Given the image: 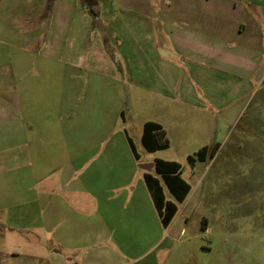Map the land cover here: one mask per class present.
Returning a JSON list of instances; mask_svg holds the SVG:
<instances>
[{"label":"crops","instance_id":"1","mask_svg":"<svg viewBox=\"0 0 264 264\" xmlns=\"http://www.w3.org/2000/svg\"><path fill=\"white\" fill-rule=\"evenodd\" d=\"M47 1L0 0V64L8 65L1 80L10 87L2 93L8 105L0 102V114H4L0 128L20 129L26 135L19 156L11 152L17 146L0 149V179L6 182L7 170H13L9 161L20 157V171L31 169L38 185L47 179L53 182L51 187L38 186L35 217L28 209H12L0 202V264H13L16 259L22 260L20 264H157L153 250L171 240L173 231L166 230L182 227L183 233L189 222L179 215L189 195L178 202L156 167L155 174L139 171L128 133L122 136L131 150L127 152L132 153L124 154L119 140L108 149V134L84 135L85 140L78 136V127L84 123L77 107L74 117L61 126L56 115L60 113L61 80L68 84L63 95L69 104L80 97L84 107L97 113L96 90L104 92L106 100L117 95L114 104H109L111 115L126 120L118 99L122 85L104 47L110 36L126 64L136 100L155 94L169 103L181 100L228 108L233 99L251 91L254 80H264V0H161L155 6L148 0H131V5L124 0H99L108 33L102 30L94 42L86 67L102 65L100 82L97 87L90 83L79 95L74 69L77 60L84 61L85 52L78 51L89 39L92 18L78 0H55L51 19L33 23ZM13 50L17 56L12 57ZM30 72H35L31 79ZM44 72L49 77L41 82ZM79 76L94 79L88 71ZM41 96H49L52 107L40 109V99L35 97ZM66 112L71 115V107ZM147 122L164 127L159 120H146L144 125ZM146 174L157 177L166 200L177 203L178 211L168 227L159 216ZM93 177H101L98 185ZM82 192L87 193L85 199L76 202ZM86 209H96L97 214H88ZM30 224L34 225L27 227ZM33 230L36 235L21 234ZM16 232L25 242L23 254L13 252Z\"/></svg>","mask_w":264,"mask_h":264},{"label":"rangeland","instance_id":"2","mask_svg":"<svg viewBox=\"0 0 264 264\" xmlns=\"http://www.w3.org/2000/svg\"><path fill=\"white\" fill-rule=\"evenodd\" d=\"M97 1L100 5L99 0ZM148 1L153 2L154 6L161 2V0ZM124 3L132 4L131 0H124ZM89 16L93 21V17ZM38 19L48 22V19H44L41 15L34 17L33 23L38 22ZM105 28L101 16L99 22L93 21L89 39L84 49L81 48L78 51V53L85 52L84 61L77 60L79 65L74 69L78 73L76 89L78 95L83 94L90 83V87L99 85L98 74L102 65L97 63L98 67L87 68L86 66L89 67L87 53L103 34L102 30L108 33L104 30ZM104 43L117 80L122 85L118 99L127 113L126 120L121 117L115 119V116L111 115L113 111L110 105L114 104L117 95L115 98L109 96V100H106L105 93L100 92L99 89L95 91L99 93L97 94L99 96L93 99L97 104L98 113L84 107L80 97L76 103L69 104L68 96L63 95L67 94L69 87L63 79L59 86L62 95L58 97L60 113L56 115H58V122H61L63 126V122L74 117L72 114L77 107L79 120L84 123L78 127V136L85 140L84 135L106 137L108 134V149L111 150L113 147V141L119 140V150L121 149L124 154L132 153L127 152L131 150L127 144V138L122 136L128 133L134 140L140 156L136 165L141 173L155 174L157 158L182 164V176L190 183L192 190L187 200L180 205L179 215L188 217L189 222L184 226L183 233L182 227L172 229L173 226H171L169 230H166L173 231L171 240L166 246H158L153 250L157 264H264V80H254L251 91L233 99V104L228 108H216L212 105L202 107L181 100H173L169 103L155 94H140L141 96L136 100L134 92L136 89L125 74L126 64L123 57L113 45L110 36ZM11 53L12 57L18 55L14 50ZM4 64H0V102L3 105L6 104L5 101H8V97L5 98L2 93L10 88L6 86L5 80H1L2 74H5L8 67ZM57 70L62 72V67ZM81 71H88L94 79L90 81L86 79V76H79ZM31 72L30 79L37 71ZM47 77H49L47 72L40 74L41 82ZM35 98L40 99L38 102L40 109L52 107L49 96ZM70 107L71 115H68L66 111ZM229 109L231 110L227 111ZM37 112L38 108L35 114ZM3 115V113L0 114V120H3ZM64 116L65 119H63ZM107 116L109 117L106 118ZM152 119L159 120L164 125L170 140L167 149L149 152L144 147L142 143L144 121ZM5 130L0 128V138H2L0 149L17 146L18 150L11 152L19 156L22 151L20 150L21 141L26 135L20 129ZM105 146L106 144L103 143L102 149ZM216 146L218 149L212 154ZM204 147L209 148V153L205 161H200L197 155ZM189 156L196 157L197 161L194 164L190 163ZM9 162L13 172L7 170L6 182L0 179V202H7V206H11L12 209L25 211L28 209L35 217L36 203L33 202L37 198V190L40 185L51 187L52 179H47L45 183L38 185L36 178L30 174L31 169L28 171V168H22L20 171V157L13 158L12 162ZM93 181L97 184L101 181V177H93ZM86 195L87 193L82 192L77 195L75 201L84 200ZM168 195H170L169 192ZM92 210L86 209V213L97 214L96 209ZM33 225L30 224L27 227ZM33 231L34 233L25 231L21 234L36 235L37 231ZM17 233L13 235V252L23 254L26 250L25 242ZM23 240L28 241L27 237ZM138 242L143 243V241ZM21 261L16 259L13 264H20ZM144 263L145 261L142 262Z\"/></svg>","mask_w":264,"mask_h":264},{"label":"trees","instance_id":"3","mask_svg":"<svg viewBox=\"0 0 264 264\" xmlns=\"http://www.w3.org/2000/svg\"><path fill=\"white\" fill-rule=\"evenodd\" d=\"M55 0H48L45 9L42 13L44 19H51L52 10ZM83 9L93 17L94 22L100 21L101 7L97 0H78ZM143 144L149 152H156L167 149L170 145V140L164 127L156 122H147L144 125ZM130 145L136 155L135 145L129 138ZM218 147L212 150V154L216 153ZM209 153V148L204 147L197 155L198 160L205 161ZM196 157L189 156L188 160L194 164L197 161ZM156 172L162 176L166 186L178 202H183L191 191V185L182 177L183 166L176 161H165L157 159L155 161ZM146 183L152 193L157 211L165 227H168L178 211L177 203L166 200L163 187L160 180L151 175H145Z\"/></svg>","mask_w":264,"mask_h":264}]
</instances>
